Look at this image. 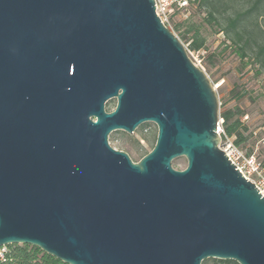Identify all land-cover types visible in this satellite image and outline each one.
<instances>
[{
	"label": "water",
	"instance_id": "obj_1",
	"mask_svg": "<svg viewBox=\"0 0 264 264\" xmlns=\"http://www.w3.org/2000/svg\"><path fill=\"white\" fill-rule=\"evenodd\" d=\"M154 7L0 0V246L64 264H264V196L221 149L215 90ZM145 123L157 135L139 162L110 146Z\"/></svg>",
	"mask_w": 264,
	"mask_h": 264
},
{
	"label": "rangeland",
	"instance_id": "obj_2",
	"mask_svg": "<svg viewBox=\"0 0 264 264\" xmlns=\"http://www.w3.org/2000/svg\"><path fill=\"white\" fill-rule=\"evenodd\" d=\"M254 1L233 0L225 15H233L235 11L245 10ZM194 13L195 10L189 8L173 13L169 29L178 39V31L175 30L174 24L181 23L183 26L181 30L185 31L188 20L195 22V20L204 17V13L199 14V16ZM257 13L262 16L260 21L264 22V0L259 4L258 12H254L255 15ZM202 30L206 38V46L198 52L191 51L188 48V43H184L180 39L179 41L192 63L206 74L212 84L218 99V113L229 108H238L242 112L240 120L247 127L248 140L240 148L244 149V152L251 150L258 161L264 165V144L262 143L264 139V87L260 80L254 77L253 69L250 66L242 68L239 58L229 48L225 47L226 44L223 43L221 34L213 33V29L207 24L202 27ZM243 92V98L240 100L234 98V93ZM115 104L114 99L108 101L105 110L111 112L115 108ZM219 121L221 122V119ZM145 124L149 125L139 130L141 125L131 135L123 131L112 132L108 137L110 146L127 153L134 163L139 162L143 155L151 150L153 137L157 134L154 124ZM219 126L221 128V123ZM225 143L226 140H222L220 135V147L225 146ZM185 166L186 160L184 158L172 161V167L176 170H182Z\"/></svg>",
	"mask_w": 264,
	"mask_h": 264
},
{
	"label": "trees",
	"instance_id": "obj_3",
	"mask_svg": "<svg viewBox=\"0 0 264 264\" xmlns=\"http://www.w3.org/2000/svg\"><path fill=\"white\" fill-rule=\"evenodd\" d=\"M232 1L189 0L188 8L194 9V14L198 16L204 13V17L195 20V22L188 20L189 22L185 31L181 30L183 27L181 23H175V30L178 31L179 39L184 43H188V48L191 51L198 52L206 46V38L202 27L207 24L213 29V33L222 35L223 43L226 44L225 47L229 48L239 58L242 68L250 66L253 69L254 77L258 78L264 87V22L260 21L262 16L259 13L254 14V12H258V6L263 0H255L249 8L235 11L233 15H225ZM243 95L244 92L234 93V98L240 100L243 98ZM241 115L242 112L238 108L225 109L219 113V119L222 120L221 129L223 132L221 139H231L232 143L239 148L248 140V136L246 135L247 127L241 122ZM148 125H142L139 130ZM155 141L156 136L153 137L151 150L154 147ZM149 152H146L143 157ZM244 153L246 155L253 154L251 150ZM7 250L6 262L4 264H64L35 246L12 244L7 246ZM201 264L238 263L233 260L206 259Z\"/></svg>",
	"mask_w": 264,
	"mask_h": 264
},
{
	"label": "built area",
	"instance_id": "obj_4",
	"mask_svg": "<svg viewBox=\"0 0 264 264\" xmlns=\"http://www.w3.org/2000/svg\"><path fill=\"white\" fill-rule=\"evenodd\" d=\"M153 2L156 16L168 29L170 28V20L173 13L178 10H185L189 5V0H153ZM218 134L219 136L223 134L220 127L218 128ZM225 140V146L221 147V149L225 152L230 162L264 196V165L258 161L254 154L246 155L232 143L231 139L225 138ZM262 143L264 144V139ZM7 252V246H0V264L6 262Z\"/></svg>",
	"mask_w": 264,
	"mask_h": 264
}]
</instances>
